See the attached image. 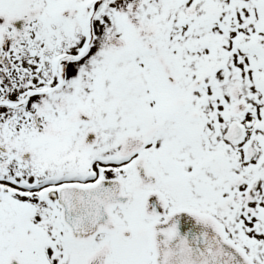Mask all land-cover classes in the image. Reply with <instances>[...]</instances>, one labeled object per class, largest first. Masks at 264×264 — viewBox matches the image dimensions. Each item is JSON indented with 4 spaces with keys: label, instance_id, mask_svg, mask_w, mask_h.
<instances>
[{
    "label": "snow or ice",
    "instance_id": "obj_1",
    "mask_svg": "<svg viewBox=\"0 0 264 264\" xmlns=\"http://www.w3.org/2000/svg\"><path fill=\"white\" fill-rule=\"evenodd\" d=\"M0 264H264V0H0Z\"/></svg>",
    "mask_w": 264,
    "mask_h": 264
}]
</instances>
